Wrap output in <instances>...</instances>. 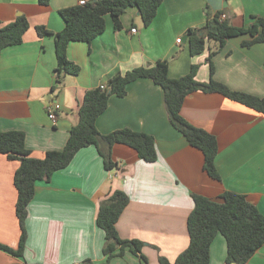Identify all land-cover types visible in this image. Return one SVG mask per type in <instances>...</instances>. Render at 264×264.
I'll list each match as a JSON object with an SVG mask.
<instances>
[{"label":"crops","instance_id":"obj_1","mask_svg":"<svg viewBox=\"0 0 264 264\" xmlns=\"http://www.w3.org/2000/svg\"><path fill=\"white\" fill-rule=\"evenodd\" d=\"M80 0H0V23L24 17L30 23L20 45L0 56V131L25 134L32 157L63 151L78 109L88 90L96 89L116 74L169 62V76L179 79L199 66V82H209L210 46L192 55L190 30L203 28L216 14H225L236 27H246L253 16L264 18V0H163L156 18L145 27L137 8L121 16L116 29L110 15L106 30L90 44L72 42L68 59L80 67L57 85L55 34L66 26L60 11ZM226 4V5H225ZM38 27L50 34L40 37ZM136 29V33L132 32ZM182 39L178 43V39ZM249 36L234 37L212 59L213 79L234 92L264 97V43L244 46ZM56 110V122L49 118ZM182 117L216 137V168L220 180L204 169L202 151L190 145L168 119L163 89L149 79L130 83L125 97L113 96L97 120L103 135L130 129L156 140L158 160L140 159L132 148L117 144L112 159L117 168L107 171L98 150H80L70 165L50 181H39L28 207V239L23 256L0 249V264H104L105 232L96 223L99 204L115 190L124 191L130 203L117 223L123 240L145 244L142 255L128 250L109 264L174 263L190 244L188 218L194 195L223 202V194L244 195L264 215V116L219 93L197 91L188 95ZM20 163L0 154V244L18 249L21 228L16 214L18 192L14 184ZM227 241L217 235L210 264H226ZM246 264H264V245Z\"/></svg>","mask_w":264,"mask_h":264},{"label":"trees","instance_id":"obj_2","mask_svg":"<svg viewBox=\"0 0 264 264\" xmlns=\"http://www.w3.org/2000/svg\"><path fill=\"white\" fill-rule=\"evenodd\" d=\"M39 2L48 5L50 0ZM162 3L163 0H88L83 6L77 5L61 10L60 14L66 26L62 32L54 35L58 87L65 84L64 79L67 76L75 77L80 73V67L68 59V47L72 42L90 44L105 32L108 15L112 17L116 29H120V18L129 8H137L144 26L149 27ZM221 16L222 14H216L203 28L189 31L192 55L203 53L206 43L210 46L209 82L197 81L199 66H192L190 73L184 77L170 78L168 61H160L152 67L135 68L126 74L118 73L107 82L104 89L98 87L86 92L78 109V122L72 128L64 150L48 152L43 159L32 157L31 151L26 148L23 132L0 131V154L20 163L15 173L14 184L18 192L16 214L21 228L18 249L0 244L1 250L17 257L23 256L28 239L26 228L28 207L36 194L37 182L50 181L57 171L70 165L80 150L94 146L102 156L107 171H114L117 168L112 159V150L117 144L132 148L145 162L153 163L158 160L156 140L153 136L130 129L116 130L103 135L96 126L98 118L108 109L110 99L113 96L125 97L128 85L139 79H149L163 89L164 104L171 125L187 138L192 147L203 152L205 171L213 179L220 180L216 168V157L219 152L217 139L182 117L181 109L186 97L197 91L219 93L264 116V97L234 92L216 82L213 79L212 62L213 57L231 38L249 36L250 39L243 43L248 47L264 43V18L253 16L248 26L236 27L230 18L222 20ZM29 28L30 23L24 17L8 25L0 23V56L4 49L22 44ZM37 32L40 37L50 34L45 27H38ZM193 198L195 207L188 218L190 244L174 263L160 257V264H210L211 246L219 234L227 241L226 264H246L264 245V215L248 202L244 195L226 192L222 196L223 202L213 201L201 195H194ZM129 203L130 198L124 191L115 190L99 204L96 223L105 232L104 264H109L115 257H122L127 250L134 255H141L146 262L142 255L145 244L138 240H123L117 230V223ZM83 264L93 263L88 261Z\"/></svg>","mask_w":264,"mask_h":264},{"label":"built area","instance_id":"obj_3","mask_svg":"<svg viewBox=\"0 0 264 264\" xmlns=\"http://www.w3.org/2000/svg\"><path fill=\"white\" fill-rule=\"evenodd\" d=\"M87 2H88V0H80V1H79V5L83 6V5L87 4ZM221 19H222V20H226V19H227V16H226L225 14H223V15L221 16ZM132 32L136 33V29H133ZM177 41H178V43H181L182 39L179 38ZM105 86H106V85H101L100 87H101L102 89H104ZM59 109H60V106H59L58 104H56L54 108L52 107V108H50V110H49V118H50L53 122H56L57 117H56V113H55V112H56V110H59Z\"/></svg>","mask_w":264,"mask_h":264},{"label":"water","instance_id":"obj_4","mask_svg":"<svg viewBox=\"0 0 264 264\" xmlns=\"http://www.w3.org/2000/svg\"><path fill=\"white\" fill-rule=\"evenodd\" d=\"M226 5V4H225ZM190 38V35H187L185 38H184V41L187 42V40ZM236 264V263H234Z\"/></svg>","mask_w":264,"mask_h":264}]
</instances>
